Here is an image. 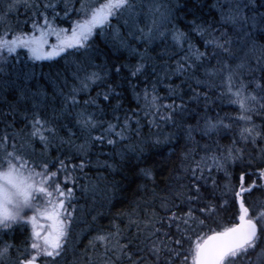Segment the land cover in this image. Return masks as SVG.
Masks as SVG:
<instances>
[{"label": "trees", "instance_id": "trees-1", "mask_svg": "<svg viewBox=\"0 0 264 264\" xmlns=\"http://www.w3.org/2000/svg\"><path fill=\"white\" fill-rule=\"evenodd\" d=\"M6 1L12 3V0ZM46 3L56 5L55 10L61 17L56 24L60 27L70 28L71 20L79 18L74 13H70V19L63 17L62 0H36L40 11H46L50 18L52 9L45 10ZM135 3L136 14L131 18H112L111 28L90 38L87 53L83 49H69L67 54L34 60L26 49H20L11 56L5 51V58L0 59V113L6 114L0 120V130L31 132L33 120L47 121L46 127L55 133L47 158L55 161L58 156L60 159L71 157V161L66 160L70 165H79L82 159L85 162L83 169L77 168L73 173L77 177L74 182H65L64 174L57 173L56 183L65 190L73 188V198L66 202L72 219L61 254L44 256L40 258L41 264H132L133 260L138 264H181L183 256L169 260V251L163 247L164 244L168 248L176 247L164 232L170 231L173 240L180 238L175 224L169 226L167 217L171 211L188 212L187 205L179 207L178 194L195 195L189 191V177L195 162L213 153L226 155L229 148L234 154L236 149L240 150L237 158L229 159L220 170L212 169L216 187L213 188L210 178L201 188L203 201L195 206L204 208L210 202L216 205L215 214L196 211L197 222H189L192 227L182 239L181 251L189 256L187 264H191L189 248L198 236L205 239L212 230L222 231L236 222L238 207L234 193L240 187L241 173L245 176L244 186H252L243 196L245 205L249 209L256 206L264 213V183L259 177V170L264 168V57L261 55L264 21L259 20L264 17V0H247V7L236 22L221 16V8L227 10L230 0H135ZM74 8H79V0H74ZM32 12L23 4L10 12L7 8L0 10V14H6V20L0 22V36L11 39L21 31L32 33ZM161 12L167 15L163 22ZM253 16L258 18L257 22L245 19ZM36 18L42 23V16ZM154 20L158 30H153L149 39L145 33L153 28ZM116 28L120 36L113 39ZM176 31L184 33L183 41L174 39ZM214 38L220 39L224 48L212 44ZM52 43H55L54 37L49 38V44ZM250 44L252 52L241 59ZM195 50L205 56L200 61H189L194 64V70L178 71V62L194 55ZM141 64L144 68L133 75ZM238 64L244 68L238 69ZM91 73H97L99 79L87 81ZM197 80L201 83L197 84ZM242 85L246 94L254 90L258 99L256 107H245L247 111L233 100L229 90ZM169 86L175 91L170 92ZM105 93H109L108 100L103 98ZM152 94L160 98V105L183 103L187 111L181 114L177 110L172 119L165 121L161 117L172 110L149 108ZM91 100H95V105L85 103ZM82 111L94 114L98 124L90 132L79 124L78 113ZM146 112L159 115L154 117ZM126 117L129 127L121 137L115 133L121 132ZM209 120L221 121L222 126L203 129ZM109 124L116 126L111 134L105 131ZM244 129L254 131L242 136ZM44 134L52 138L51 133ZM101 135L105 137L103 143L91 139ZM108 140L114 143L109 144ZM85 141L89 144L86 155L78 153L75 147ZM13 142L9 135L6 142L9 151ZM15 143L18 145L19 140ZM31 144L29 151L38 154L44 150L38 137ZM25 159L29 161V168L33 161L47 162L38 155ZM49 171H56V167L50 165ZM54 187L52 183L50 190ZM171 205L177 207L169 208ZM157 220L155 228L163 230L149 236L154 228L151 223L146 226V222ZM200 220L204 221L203 226H199ZM116 225L121 230L120 236L106 241L97 239L115 233ZM137 225L142 231H137ZM260 227L257 224L258 232ZM1 235L5 238L3 243L12 247L8 249V258L0 264H19L21 259L29 257V252L35 254L30 248L31 227L26 223L19 222ZM133 238V245L128 249L135 253L131 259L114 254L113 245L117 240L124 244ZM152 243L160 244L159 255L151 251ZM25 247L29 252L18 255ZM262 247L249 250L240 264H264Z\"/></svg>", "mask_w": 264, "mask_h": 264}, {"label": "snow or ice", "instance_id": "snow-or-ice-1", "mask_svg": "<svg viewBox=\"0 0 264 264\" xmlns=\"http://www.w3.org/2000/svg\"><path fill=\"white\" fill-rule=\"evenodd\" d=\"M60 2V0H57ZM63 3V17L70 19V13H74L77 17L76 20H71L70 28L60 27L56 24L59 20L60 13L55 10L56 5L53 3H46L45 10L52 9L51 18L46 14V11L41 12L39 7L36 5V0H12V3L7 4V11L16 9L20 4H23L26 9H32L33 23L32 33H25L23 31L12 35L11 39H7L4 36H0V59L5 58L4 52L6 51L8 56H11L18 52L20 49H26L29 56L34 60L51 59L61 54H67L69 49H83L85 53L90 48V38L97 32H104L106 29L112 27L111 19H122L124 17L131 18L134 16L135 9L138 5L135 0H104L100 3L99 0H79V8H74V0H62ZM247 7V0H230L227 10L221 8V16L223 19L236 22L241 19V12L243 8ZM42 16V23L36 18ZM167 19L166 12L160 13V21L163 22ZM245 19H251L253 22H257L256 16L248 17ZM6 20V14H0V22ZM260 21H264V17L259 18ZM126 24L127 20L124 21ZM153 30H158L157 21H153V28L149 29L145 35L152 38ZM38 31V35L35 32ZM143 33V29L140 30ZM203 31V29H201ZM120 36L119 28H116L113 33V39H118ZM54 37L55 43L49 44V38ZM174 39L177 41H183L185 35L182 32L176 31L174 33ZM218 48H224V43H221L220 39L214 38L211 41ZM225 43H227L225 41ZM47 46V47H46ZM189 49L192 50V46L189 45ZM264 57V50L261 53ZM205 56L204 53H200L199 50H195L194 55H189L183 58V62H178L177 70L180 72L194 70V64L189 61H200ZM144 68L141 64L136 68V72H140ZM99 79L97 73H91L86 77L89 82H95ZM231 75L229 80H231ZM197 84L201 83L199 80ZM231 91V89H229ZM169 91L174 92L175 89L169 86ZM243 91V85L241 90L237 91L235 95L240 98ZM155 93V89H153ZM99 95V94H98ZM75 90L72 94V103L75 104ZM194 97L198 98V94L194 93ZM105 100L109 99V93H105ZM139 99V97H137ZM159 97L155 94L151 95V101L148 105L149 108L159 109L164 107L172 111L168 115L161 117V119L167 121L173 118L179 113L187 111L185 105L182 103L176 105L175 103L169 105H160L158 103ZM205 99H207L205 95ZM244 97L241 100V107L245 108ZM251 99H255L252 97ZM145 100H148V93L145 91ZM86 104L95 105V100L86 101ZM264 107V106H262ZM247 111L248 109L245 108ZM15 109H13V114ZM146 115L152 114L154 117L159 115L158 112H146ZM4 113H0V120L3 119ZM79 124L82 129L89 131L95 129L98 124L93 118L94 114H89L84 111L78 113ZM246 119H250L247 117ZM137 123H139L137 121ZM47 121H41L35 119L32 122V131L24 132L23 129L17 131L13 129L11 133H7L6 130H0V229H12V225L18 222L27 221L32 226V239L31 250L34 255L30 258L19 261V264H35L37 256L43 255L46 257H58L63 251L64 241L67 239L69 224L72 219V214L68 212L66 202H70L73 198V188L68 187L66 190L61 187L60 183H56L57 173H63V179L65 182H74L77 177L73 173L79 169L85 167V162L82 159L79 165H70L66 163L71 161V157L60 159L59 156L55 158V161L51 158H47V152L49 147L52 146V139L54 138V129L47 128ZM10 126V125H9ZM39 126V127H38ZM222 126L221 121L213 123L209 120L206 124L207 130H214ZM115 125L109 124L105 130L111 134L114 132ZM129 127V118H125L124 125L121 132L115 133L118 136H123V132ZM225 127H227L225 125ZM191 127L189 128V134L191 133ZM47 131L52 134V138L45 135ZM254 129H244L241 133L242 136L251 134ZM9 135L13 137V143L11 145V151L8 150ZM257 135H259L257 133ZM36 137L44 145V150L40 153L29 151L32 148L31 141ZM19 140V144L15 143ZM94 141H100L103 143L105 137L103 135L92 137ZM109 144L114 143L113 140L107 141ZM76 151L78 153L87 154L89 144L87 141L83 144L76 145ZM59 150V146H57ZM240 150L236 149L235 154L233 149L229 148L227 154H221L217 156L213 153L211 156L201 157L200 161H196L195 165L191 168V188L189 191L195 193V195L178 194L180 197L179 207L184 205L188 206V212H177L171 211V214L167 217L169 226L175 224L177 233L180 234V238L173 240L170 231L164 232V236L168 238L171 243L176 245L175 248H168L167 244L163 247L169 251V260L173 256L180 259L183 256L181 264H187L189 259L188 255H184L181 251L182 239L188 234L189 229L192 227V223L197 222L195 212L199 211L201 214H215L216 205L207 202L204 208L197 209L195 206L203 201L201 188L207 185L208 180L212 179L213 188L216 187L215 179L212 178V169L220 170L224 168L225 163L229 159H236ZM40 156L45 157L47 162L39 163L33 161V166L28 167L29 161L25 159L26 156ZM58 162V163H57ZM50 165L56 167V171H49ZM37 169H40L39 171ZM188 171V169H185ZM207 172V174H206ZM27 173V174H25ZM259 175L264 177V169L259 170ZM39 178V179H37ZM240 187L238 191H235L234 197L238 202V223H233L230 227H224L222 231L212 230V235L204 239L203 236H198L193 247L189 248V255L191 256L192 264H240L242 259L248 254L249 250H254L256 247L264 245V225L257 230V224L253 222V219L249 217V208L245 206L244 194L251 190L244 187L245 176L241 173ZM55 183V187L50 190V185ZM255 182H253V185ZM227 204V201L224 202ZM176 205H171L169 208H175ZM167 210V209H166ZM32 214L29 215L28 213ZM261 220H264V213L260 214ZM163 219V218H160ZM44 221V223H41ZM157 221L146 222L153 225L154 231L149 233V236L155 235L156 232H160L162 228H155ZM136 223V222H131ZM199 226L204 225V221H198ZM131 226V224L129 225ZM117 231L115 233H108L97 237L100 241H106L109 237L120 236L121 230L119 226H115ZM137 231L140 232L142 229L137 225ZM133 239H128L127 243L120 244L119 240L113 245L115 253L119 256H127L129 259L135 254L134 252L128 251L133 245ZM190 239V237H189ZM201 240L203 242H201ZM161 243H163L161 241ZM12 245L5 244L0 247V262H3L8 258V249ZM151 251L159 255L161 247L159 243L151 244ZM29 252L27 247L24 248L23 253L18 255H25ZM262 256H264V247L261 248ZM132 264H138L137 261L133 260Z\"/></svg>", "mask_w": 264, "mask_h": 264}, {"label": "rangeland", "instance_id": "rangeland-1", "mask_svg": "<svg viewBox=\"0 0 264 264\" xmlns=\"http://www.w3.org/2000/svg\"><path fill=\"white\" fill-rule=\"evenodd\" d=\"M0 10H3V9H5L6 8V5H7V1L6 0H0ZM253 47L251 46V44H250V46H248L247 47V49H246V51H245V53L241 56V59L242 58H244V57H246L250 52H252V49ZM238 62H239V59H238ZM244 65H242V64H238L237 65V67H239L238 69H240V68H242ZM244 68V67H243ZM232 84H235V82H233V81H230ZM243 88H244V86H243ZM241 90V86H238V87H236L235 89L234 88H232V90H231V97L233 98V100H235L237 103H239L240 105H241V100L244 98V97H248L249 99H244V105H245V107H249L250 105H251V107H256L257 106V104H258V99H257V97L253 94V91L254 90H251L250 92H248L247 94L244 92V91H242V93H241V97L240 98H238L236 95H235V93L237 92V91H240ZM245 94V95H244ZM252 94L254 95V96H252ZM252 97H255V99L253 100V99H251ZM251 103V104H250ZM203 129H205V130H207L206 129V124H204V126H203ZM243 132V131H242ZM25 174H27V173H25ZM260 177V176H259ZM260 179L262 180V182L264 181V177H260ZM245 186H248V185H245ZM262 213V211H261V209L259 208H257L256 206H252L251 207V209H249V217L250 218H252L253 220H255V222H257V224H258V226L260 227L261 226V223L264 225V220H261V218H260V214ZM29 215H31L32 213L31 212H29L28 213ZM260 221V222H259ZM19 223V222H18ZM22 223H26L28 226H30L31 227V234H32V226H31V224L29 223V222H27V221H23ZM41 223H44V221H41ZM15 224H17V223H15ZM15 224H13V226L15 225ZM12 226V227H13ZM4 230L5 229H0V247H3V245H5V243H3V241L5 240V238L3 237V239H2V235L1 234H4ZM3 240V241H2ZM31 252H29V257H27V258H30L31 257ZM27 258H24V259H27ZM40 258H44V256L43 255H40V256H37V258H36V261H35V264H41V259ZM21 260H23V259H21ZM20 260V261H21ZM191 264H192V261H191Z\"/></svg>", "mask_w": 264, "mask_h": 264}, {"label": "water", "instance_id": "water-1", "mask_svg": "<svg viewBox=\"0 0 264 264\" xmlns=\"http://www.w3.org/2000/svg\"><path fill=\"white\" fill-rule=\"evenodd\" d=\"M260 176V175H259ZM260 177H262V176H260ZM263 183H264V181H263ZM241 184V182H239V185ZM239 190V189H238ZM237 190V191H238ZM236 204H237V207H238V202H236ZM239 214V213H238ZM254 222V221H253ZM235 223H238V219L236 220V222ZM212 235V234H211ZM210 236V235H209ZM205 239H207V237L205 238ZM203 242V241H202Z\"/></svg>", "mask_w": 264, "mask_h": 264}, {"label": "bare ground", "instance_id": "bare-ground-1", "mask_svg": "<svg viewBox=\"0 0 264 264\" xmlns=\"http://www.w3.org/2000/svg\"><path fill=\"white\" fill-rule=\"evenodd\" d=\"M264 169V168H263ZM239 189V188H238ZM122 261V260H121Z\"/></svg>", "mask_w": 264, "mask_h": 264}]
</instances>
